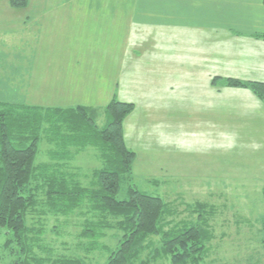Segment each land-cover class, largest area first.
<instances>
[{
    "label": "rangeland",
    "instance_id": "obj_1",
    "mask_svg": "<svg viewBox=\"0 0 264 264\" xmlns=\"http://www.w3.org/2000/svg\"><path fill=\"white\" fill-rule=\"evenodd\" d=\"M80 1L0 0V108L87 106L101 111L115 99L134 104L135 111L124 122L126 144L137 155L134 185L171 203L179 215L173 225L199 224L202 213L210 227L208 252L198 263L180 264H264V129L231 118L227 130L210 126L220 121L210 120L217 110H208L203 99L230 88L214 81L229 77L211 74L202 81L198 73L208 67L193 70V60H184L191 57V48L197 51L209 42H171L146 48L152 53L140 57L143 49L126 42L121 47L98 22L102 13L108 22L115 20V2ZM185 71L191 74L187 79ZM66 130L45 126L37 163L64 164L75 182L89 186L93 171L103 168L99 151L78 149L66 138ZM129 188L122 185L119 200L128 198ZM87 219L77 210L68 216L38 215L29 223L43 228V242L52 246L54 255H79L88 264H106L110 251H103V245L114 249L123 234L107 229L96 249L84 252L88 240L80 234ZM6 239L0 232V264H13ZM161 240V235L154 237V250ZM154 250L141 261L175 264L167 257L153 258Z\"/></svg>",
    "mask_w": 264,
    "mask_h": 264
},
{
    "label": "trees",
    "instance_id": "obj_2",
    "mask_svg": "<svg viewBox=\"0 0 264 264\" xmlns=\"http://www.w3.org/2000/svg\"><path fill=\"white\" fill-rule=\"evenodd\" d=\"M257 37L264 39V34ZM214 81L223 87L249 89L264 104V82ZM135 107L115 99L101 111L87 106L0 108V232L7 235L5 245L15 256L13 264H88L83 256L54 255L52 246L43 242V228L29 223L38 215L68 216L77 210L90 218L80 234L88 240L84 252L96 249L105 230L122 232L114 249L103 245V251H110L106 264H146L141 259L154 250V237L160 235L161 245L155 248L153 258L167 257L175 264L198 263L208 252L212 235L202 213L199 224L186 221L173 225L179 215L171 203L134 185L137 155L126 144L124 122ZM46 125L66 127V138L78 149L99 151L103 168L93 171L89 186L75 182V174L68 173L64 164L37 163ZM124 183L130 184L129 195L119 200Z\"/></svg>",
    "mask_w": 264,
    "mask_h": 264
},
{
    "label": "crops",
    "instance_id": "obj_3",
    "mask_svg": "<svg viewBox=\"0 0 264 264\" xmlns=\"http://www.w3.org/2000/svg\"><path fill=\"white\" fill-rule=\"evenodd\" d=\"M80 2L84 4L85 0ZM114 2L113 8L109 7L115 20L112 22L110 18L108 22L102 13L98 22L105 25L102 29L113 34L121 47V43L126 42L132 48L143 49L139 52L143 57L152 53L146 48L171 42L183 45L209 42L197 51L191 48V57L184 59L188 63L193 60L190 64L193 70H201L203 65L208 67L198 73L202 81L212 74L247 82H264V39L256 38L257 34H264L263 0H97L102 4ZM123 8L126 10L121 12ZM123 26L129 29L127 33H122ZM128 34L130 39H127ZM186 72L187 79L186 74H191ZM205 99L202 105L211 112L217 110L210 120L217 117L220 121V125L213 122L210 126L227 130L226 122L231 118L236 122L239 120L240 125L252 123L264 129V105L249 91L222 88ZM226 109L229 112L219 113Z\"/></svg>",
    "mask_w": 264,
    "mask_h": 264
}]
</instances>
